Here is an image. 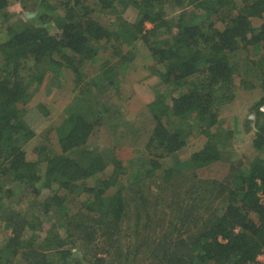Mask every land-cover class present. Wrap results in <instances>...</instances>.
<instances>
[{
    "label": "trees",
    "instance_id": "obj_1",
    "mask_svg": "<svg viewBox=\"0 0 264 264\" xmlns=\"http://www.w3.org/2000/svg\"><path fill=\"white\" fill-rule=\"evenodd\" d=\"M19 1L26 15L14 14L17 16L13 18L7 10L11 1L0 0L4 33L0 41L3 65L0 67V180L10 177L8 184L25 190L39 178L34 170L36 165L44 164L43 174L58 183V187L68 189L69 193H86L90 202L83 209L85 213L104 207V211L89 220H82L76 214L69 218L67 239L82 252V264H105V261L130 264L143 252H150V256L160 254L149 264H251L264 246V158L258 156L264 150V123L258 122L264 98L253 103L244 117L248 129L255 121L251 142L256 155L250 161H230L219 181H202L197 174L187 171L214 166L222 132L233 133L231 128L225 131L221 127L219 105L234 98L240 87L264 86V0ZM169 2L177 8L175 12L169 8ZM35 3L41 13L34 19ZM112 4L133 7L134 19L117 15L114 21L101 26L93 14ZM57 8L55 16L46 13ZM260 19L255 28L254 20ZM146 24L151 27L147 28ZM53 29L57 33H50ZM123 34L145 44L149 54L145 69L152 76L154 87L175 86L181 91L171 92L166 106L156 101L148 103L154 125L144 145L151 164L145 175L152 176L153 167L160 170L158 175L172 187L173 197L171 201L169 197L166 199L168 204L163 203V210L153 211L157 216L154 220L144 214L149 200L140 189L130 187L128 209L122 201L121 192L128 188L116 184L130 172L118 161L114 149L108 154V148L92 150L85 142L92 131L87 127L88 111L93 116L87 109V100H92L95 92L107 89L112 81L109 75L124 60H133L135 50L123 53L117 65L103 68L100 80L93 84L85 81V86L79 88L77 101L68 104L57 129L58 140L65 138L61 141L66 145L61 153L42 149L38 159L30 161L23 147L33 139L34 131L28 126L27 112L19 105L26 104L31 97L32 94H26L28 88L37 90L42 83L46 74L42 65L48 62L65 71L71 70L80 80L83 78L80 68L93 59L99 48L97 43L106 44L112 38L119 40ZM236 54L243 57L235 60ZM79 98L84 103L80 108L85 107V115L78 110ZM235 120L240 119L235 117ZM215 125L218 126L212 131ZM193 129L206 136L201 149L188 157L194 168L187 160L175 165L170 157L185 146ZM68 141L75 143L68 146ZM67 151L76 154L71 157ZM98 172L104 174L97 176ZM87 179L93 183L88 184ZM5 186L0 184V222L5 221L12 233L0 249V264H11L16 257L21 258L20 264H71L68 260L71 248L62 249L57 260L36 249L34 239L45 225L40 221L35 224L11 208H2L5 196L11 192ZM183 186L187 188L179 191ZM180 194L183 198L175 199ZM47 199L43 205L46 213L52 204L63 208V198L59 195ZM157 203L154 196L152 205ZM171 204L175 205L176 213L170 216L166 210ZM132 211L136 237L142 233L141 229L148 227L151 230L161 227L164 236L158 237L153 231L149 240L141 236L138 245L121 243L122 225L131 221ZM18 218H22V226L13 222ZM27 227L33 234L24 233ZM99 242L101 248L96 246Z\"/></svg>",
    "mask_w": 264,
    "mask_h": 264
},
{
    "label": "rangeland",
    "instance_id": "obj_2",
    "mask_svg": "<svg viewBox=\"0 0 264 264\" xmlns=\"http://www.w3.org/2000/svg\"><path fill=\"white\" fill-rule=\"evenodd\" d=\"M10 1L11 4L7 8L8 12L11 13L10 17L15 18L17 15L14 14L26 15L19 0ZM168 5L169 8L172 9L171 11L175 12L177 8L172 6L171 2H169ZM37 6V3L33 4L34 11L32 12V18L34 19L41 13L40 10L37 9ZM91 7H93V5ZM126 7L112 4L109 8L95 11L93 17L101 26L107 25L111 20L114 21L117 15L132 21L136 15L135 10L133 7ZM222 10H224V8ZM58 11L57 8L56 11L53 9L46 13L50 16H55ZM2 21L3 18L0 16V41L4 38L1 26ZM260 22L261 19L259 21L254 20L255 28L258 27ZM146 27L150 28L151 25L146 24ZM50 33L54 34L57 33V31L53 29ZM96 46H99V48L93 59L86 61L82 65V68H80L83 74V78L80 80L73 75L71 70L70 72L65 71V68L56 67L54 64L51 65L48 62L42 65L46 69V74L42 83L37 90L28 88L26 94H32L31 97L26 101V104L19 105L27 112L26 120L28 126L34 131L33 139L27 141L23 146L26 152V158L30 161H36L42 149L47 153H61V148H59L57 143L58 136L56 137L54 134L57 124L55 118L58 111L66 108L68 104L76 100V95L79 92L78 90L85 86V81H91L93 84L96 80H100V72L103 68L111 64L115 65L120 59V56L128 50H135V58H133V60L129 62L124 60V62L120 64L117 63L118 65L116 64L117 66L114 73L109 75V79L112 81L109 83L110 85L106 86L107 89L101 90L102 93L98 91L95 92L96 96L92 94L93 99L90 101L87 100L89 102L87 109H89L92 114H95L93 115L94 119L99 116L102 117L100 125H93L95 126V131L90 137L88 147L92 150L106 147L108 148V154H110L111 149H114L118 161L125 166L127 172H130V175L126 173V175L122 176V180L118 181L116 184L117 187L121 185L124 189L128 188V190H123L121 192L122 201L128 209L131 204L130 187L133 186L136 189H140L139 191L145 193L149 200L148 207L144 211V214H146L148 218L154 220L157 216L153 214V211L155 209L163 210V203L168 204L167 200L170 199L171 201L173 197L171 192L172 187L170 185L168 186L158 175L160 170L153 167V175H145L147 173L145 171L149 169L151 164L148 156L144 152V145L154 125L148 103L156 101L166 106L169 96H172L171 92L177 91L176 93H178L181 91L179 90L180 88L175 86H166V88L161 86H158V88L154 87L155 84L151 81L152 76L145 69V63L148 60L149 54L142 40L128 38L123 34L119 40L112 38L109 39L106 44L98 42ZM117 53L118 56H115ZM249 54L251 53L249 52ZM242 57L243 56H237L236 54L235 60ZM2 66V62L0 61V67ZM240 88V90L238 89L234 92V98L219 105V117L220 120L223 121L221 127L224 128L225 131L231 128L233 133L226 135L222 132L221 137L223 140L219 142L218 146L216 145V156H218V159L214 162V166L210 168L205 167V169H197L193 167L192 162L188 161L190 159L188 157L193 152L200 150L205 141L206 136L200 134L196 129H193V133L188 136L185 146L180 151L171 155L170 159L175 165L180 164L178 163L180 161L186 162L187 160L190 167L194 168L191 169L194 170L193 172L189 169L188 171L186 170L188 173L197 174V178L199 177L202 181H212L213 179L219 181L226 171V164L230 161L241 159V162L246 163L256 155V151L253 149L251 142L255 130L253 127L255 121L250 123L249 127L251 129H248L245 127L246 119L244 117L249 113L253 103L264 98V86ZM59 100L61 102L63 101L64 104H58L57 101L59 102ZM78 103V110H82L85 115V107L83 106L80 108L83 103V101L80 103V98ZM259 110L262 112V115L258 119V122L264 123V104L260 105ZM235 117H239L240 120L236 121ZM87 118L88 122H92V120H90L92 119V115L89 111ZM252 118L254 117L252 116ZM233 125L234 127H232ZM216 126L218 125L212 127V131L216 129ZM258 153V156L264 158V150ZM66 154L73 157L76 152L68 153L67 151ZM131 164H133V166H131L130 171L128 169H130ZM44 167V164H40L39 166L36 165L34 170L35 173L39 175V178L34 181V184L25 188V190H17L12 184H8L11 180L10 177L6 176L5 179L0 180L1 185H6L5 187L11 188L10 194L5 196L2 208H11L21 213L23 217L25 216V218L31 219L35 224H38V221L44 223V230H38L37 234L39 237L34 239V246L36 249L46 252L52 259L57 260L61 257L62 249L71 248L70 256H68L69 262L71 264H82V252L77 250L75 247L77 246L76 244L74 246L73 243L67 239L69 218L76 214L79 215L82 220H89L90 217L96 216L97 212L104 211V207L99 209V211H93L89 214L85 213L83 209L90 202L86 193L83 191L79 193H69L68 189L58 187V183L48 180L46 175L43 174L45 171ZM96 174L97 176H101L104 172H98ZM85 182L90 184L93 183V180L87 179ZM142 182H144L143 187H141ZM165 186H168L167 189ZM164 187L165 190L161 191ZM186 188L187 186H183L178 190L184 191ZM53 194L63 198L61 202L63 203V208L59 209L56 204H52L49 205L46 213L43 205L48 202L47 198ZM134 196L135 198L137 197V192H134ZM154 196L158 198L157 205H152ZM181 198H183V194H180L175 199ZM181 205L183 206L184 204L181 202ZM213 206H215V204H213ZM166 213L170 216L175 214V205L171 204L167 207ZM134 216V211H132L131 221L122 225L124 232L120 233L121 239L123 240L120 241L121 243L129 244V242H131L133 245H138L137 242L141 236L147 240H149L154 233L158 237L164 236L161 227L152 230L148 227L146 229H141L142 233L138 234L136 237L135 231L132 230ZM125 217H127V215ZM21 219L22 218H18L13 222L22 226L24 222L20 221ZM128 226L129 228L127 229ZM11 233L12 231L9 225L5 221L0 222V249L3 243L5 244V241L10 237ZM24 233L26 235H30V233L33 234L28 227ZM169 238L173 239V236ZM101 244L102 243L99 242L96 246L101 248ZM65 250L68 251V249ZM156 253L155 250L154 254ZM100 255L104 254L101 253ZM159 255L160 254L150 256V252H143L132 260L130 264H149L154 262ZM20 263V257H16L11 262V264ZM105 264L112 263L110 261H105Z\"/></svg>",
    "mask_w": 264,
    "mask_h": 264
},
{
    "label": "crops",
    "instance_id": "obj_3",
    "mask_svg": "<svg viewBox=\"0 0 264 264\" xmlns=\"http://www.w3.org/2000/svg\"><path fill=\"white\" fill-rule=\"evenodd\" d=\"M55 70V69H54ZM57 103L58 104H64V102L62 101H60L59 100V102L57 101ZM67 107V106H66ZM65 110H66V108H64V109H62V110H60V111H58V113H57V116H56V118H55V122H57V124H56V127H55V130H54V134L56 135V137L58 136V131H57V129L59 128V126H60V124L62 123V121H63V119H64V117H65ZM93 115H95L94 113H93ZM93 117V116H92ZM60 120V121H59ZM91 120V119H90ZM101 120H102V117L101 116H99L98 118H96V119H94V117L92 118V122H88V124H87V127L88 128H92L91 130V133H90V136L86 139V143L87 144H89V142H90V137H91V135H92V133L95 131L94 129H95V126H93V125H96V126H98V125H100L101 124ZM58 121H59V123H58ZM97 121H99V122H97ZM54 122V123H55ZM53 123V124H54ZM92 124V125H91ZM91 125V126H90ZM58 139H60L59 138V136H58V138H57V143H58V145H59V148H63V145H65L64 143H63V145H62V143H61V141L62 140H65V138H61V140H58ZM75 143V142H74ZM74 143H72V144H74ZM67 144H68V146L69 145H72L71 144V142L70 141H68L67 142ZM66 146V145H65Z\"/></svg>",
    "mask_w": 264,
    "mask_h": 264
},
{
    "label": "built area",
    "instance_id": "obj_4",
    "mask_svg": "<svg viewBox=\"0 0 264 264\" xmlns=\"http://www.w3.org/2000/svg\"><path fill=\"white\" fill-rule=\"evenodd\" d=\"M251 264H264V246L257 253L255 259L253 260Z\"/></svg>",
    "mask_w": 264,
    "mask_h": 264
}]
</instances>
